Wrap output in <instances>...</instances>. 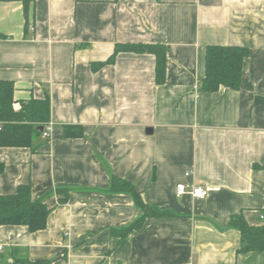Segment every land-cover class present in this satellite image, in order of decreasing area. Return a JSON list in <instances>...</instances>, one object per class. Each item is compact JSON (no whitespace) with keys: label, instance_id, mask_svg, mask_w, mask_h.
I'll list each match as a JSON object with an SVG mask.
<instances>
[{"label":"crops","instance_id":"1","mask_svg":"<svg viewBox=\"0 0 264 264\" xmlns=\"http://www.w3.org/2000/svg\"><path fill=\"white\" fill-rule=\"evenodd\" d=\"M26 7L0 0V80L14 83L16 109L48 93L52 128L30 146L0 144V195L30 184L34 198L48 193L51 212L39 231L0 226V263L264 264V233L231 225L240 216L264 227V0ZM119 43L165 45V81L153 53L120 51L108 62ZM208 45L248 47L239 89H203ZM64 125L83 135L65 137ZM113 176L169 214L113 236L143 213L131 194L111 191ZM181 182L209 195L178 197ZM58 188H68L67 202Z\"/></svg>","mask_w":264,"mask_h":264},{"label":"trees","instance_id":"2","mask_svg":"<svg viewBox=\"0 0 264 264\" xmlns=\"http://www.w3.org/2000/svg\"><path fill=\"white\" fill-rule=\"evenodd\" d=\"M27 10L28 0H23ZM120 51L137 53H153L156 56V78L158 83L165 81L167 49L163 44L149 43H119L108 62H113ZM250 50L245 46L208 45L206 50L205 76L202 80L203 89L207 92L219 90L222 86L239 89L242 82L243 64ZM105 62H95L93 68ZM15 86L12 81L0 80V144L10 146H30L50 123L51 101L48 93L43 98H31L22 102L19 109L14 103ZM65 137L81 136L83 129L78 125H64ZM256 166V165H255ZM111 191L129 193L136 205L142 210V215L132 224L122 228H112L113 236L124 238L133 230L142 226L146 217L164 216L169 211L160 210L156 206H147L142 195L130 181L113 176ZM59 202L65 203L69 198L68 188L57 189ZM48 193L34 198L30 184H21L13 194L0 195V226L25 225L35 232L46 228L51 208L45 202ZM231 225L238 226L243 233H264V227L249 226L240 216H233ZM21 264H50L47 261L19 260ZM18 263V260L15 261ZM10 264V263H0Z\"/></svg>","mask_w":264,"mask_h":264},{"label":"built area","instance_id":"3","mask_svg":"<svg viewBox=\"0 0 264 264\" xmlns=\"http://www.w3.org/2000/svg\"><path fill=\"white\" fill-rule=\"evenodd\" d=\"M52 125L49 123L46 127L45 130H43V136L44 137H50V132H51ZM1 130V126H0ZM191 172H187L186 175L189 176ZM189 193L195 198H200L204 199L209 195V188L201 185V184H196V183H178L176 187V195L178 197L183 196L184 194ZM2 246L0 245V249Z\"/></svg>","mask_w":264,"mask_h":264},{"label":"water","instance_id":"4","mask_svg":"<svg viewBox=\"0 0 264 264\" xmlns=\"http://www.w3.org/2000/svg\"><path fill=\"white\" fill-rule=\"evenodd\" d=\"M41 131H43V126H40V128H39ZM151 131V130H150Z\"/></svg>","mask_w":264,"mask_h":264}]
</instances>
